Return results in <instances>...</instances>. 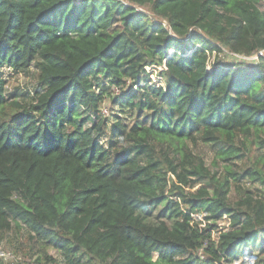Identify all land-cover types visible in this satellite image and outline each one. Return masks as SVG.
<instances>
[{"label":"trees","instance_id":"trees-1","mask_svg":"<svg viewBox=\"0 0 264 264\" xmlns=\"http://www.w3.org/2000/svg\"><path fill=\"white\" fill-rule=\"evenodd\" d=\"M261 52L264 0H0V239L36 264H264V56L225 57Z\"/></svg>","mask_w":264,"mask_h":264},{"label":"rangeland","instance_id":"rangeland-1","mask_svg":"<svg viewBox=\"0 0 264 264\" xmlns=\"http://www.w3.org/2000/svg\"><path fill=\"white\" fill-rule=\"evenodd\" d=\"M226 60L229 63L233 62H252V57H244V56H230V54H225ZM161 70V68H159ZM209 70V67H208ZM149 71V70H148ZM154 74L151 76L152 83L155 84L158 82H162L158 80L157 73L153 72ZM7 88L10 91H13L14 89H17L18 92H27L30 94L32 88L35 86V75L32 72H29L27 75L25 74H18V75H13L8 78L7 80ZM114 93L116 94L115 90H113ZM103 108L102 110H106L107 117H110V111H109V104L108 108ZM198 150L199 152L203 155L206 164L211 166V170L214 172H221L223 170V165L224 162H221L216 154L217 149L213 148L211 145L207 144H199L198 145ZM263 154V151H258L255 153L254 150H252V154L249 155L247 158H245L243 161L248 163L247 160L252 163V157L257 154ZM214 162H216L215 165H212ZM236 164L231 168L234 171L241 170L240 168L243 167L242 165H239L241 163V160H235ZM248 164V165H250ZM231 199H234V195H231ZM201 218V217H200ZM228 224V221L226 218H223L222 221L218 223L219 228H223L224 226L226 227ZM215 234V233H213ZM214 236V235H213ZM0 249L1 251H5L7 254H11V259L10 257L8 261H3L4 264H28L31 263L33 260L30 258V252H29V244L27 243L26 239V234L24 232H21V235L19 233L16 234H7L6 236H3V238L0 239ZM5 253V254H6ZM48 255L52 257H56V252L54 249H48L47 251ZM155 259V257H154Z\"/></svg>","mask_w":264,"mask_h":264},{"label":"built area","instance_id":"built-area-1","mask_svg":"<svg viewBox=\"0 0 264 264\" xmlns=\"http://www.w3.org/2000/svg\"><path fill=\"white\" fill-rule=\"evenodd\" d=\"M258 56H264V55H263L262 52L259 53L258 55H253V56H252V61H257ZM115 92H116V94L118 93L117 90H115ZM104 108H105V107H104ZM102 109H103V108H102ZM101 114L104 115V116H106V114H107L106 110H105V109H104V110H101ZM5 253H6L5 251L2 252L1 249H0V260L8 261V260L11 259V254H10V253H9V254H7V253L5 254ZM9 257H10V259H8ZM244 260L248 261V264L252 263V258H251V256H249L248 258H245ZM28 264H36V263L31 262V263H28Z\"/></svg>","mask_w":264,"mask_h":264}]
</instances>
